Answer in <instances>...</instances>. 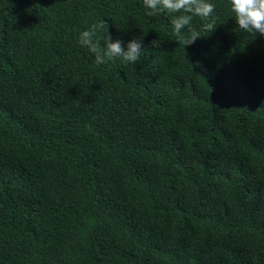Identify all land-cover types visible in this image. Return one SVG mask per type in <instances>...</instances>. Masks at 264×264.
<instances>
[{"label": "trees", "instance_id": "16d2710c", "mask_svg": "<svg viewBox=\"0 0 264 264\" xmlns=\"http://www.w3.org/2000/svg\"><path fill=\"white\" fill-rule=\"evenodd\" d=\"M207 2L185 46L143 0H0V264H264V36Z\"/></svg>", "mask_w": 264, "mask_h": 264}, {"label": "clouds", "instance_id": "9594fccd", "mask_svg": "<svg viewBox=\"0 0 264 264\" xmlns=\"http://www.w3.org/2000/svg\"><path fill=\"white\" fill-rule=\"evenodd\" d=\"M143 4L151 9L147 13L149 16L157 12L181 13L173 16L170 22L174 34L180 38L185 46L191 45L197 38L201 37L199 32L190 27L193 17L198 16L206 20L212 16L215 9V5L207 2V0H143ZM231 8L235 13V21L240 29L264 36V0H231ZM103 27V21L94 23L87 30L82 31L78 38L81 46L95 54V63L102 65L116 57H122L125 61L135 64L142 49L141 39L130 40L127 43V50H125L122 47V41L113 42L111 35H105V31L102 40L106 47H102L101 40H97L95 37ZM185 28H188L190 33L187 38L182 36V30ZM212 28L211 23L204 24L205 30ZM152 45L157 47L158 41H152Z\"/></svg>", "mask_w": 264, "mask_h": 264}]
</instances>
